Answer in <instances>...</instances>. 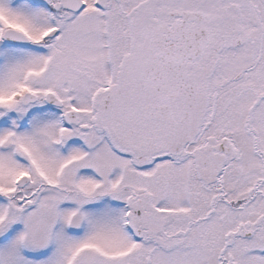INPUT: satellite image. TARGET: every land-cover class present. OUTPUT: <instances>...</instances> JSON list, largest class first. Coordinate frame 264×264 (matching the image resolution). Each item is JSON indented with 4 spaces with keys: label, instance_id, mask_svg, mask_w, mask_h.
Instances as JSON below:
<instances>
[{
    "label": "snow or ice",
    "instance_id": "6c2138e0",
    "mask_svg": "<svg viewBox=\"0 0 264 264\" xmlns=\"http://www.w3.org/2000/svg\"><path fill=\"white\" fill-rule=\"evenodd\" d=\"M0 264H264V0H0Z\"/></svg>",
    "mask_w": 264,
    "mask_h": 264
}]
</instances>
